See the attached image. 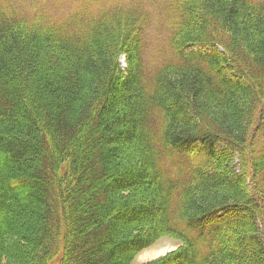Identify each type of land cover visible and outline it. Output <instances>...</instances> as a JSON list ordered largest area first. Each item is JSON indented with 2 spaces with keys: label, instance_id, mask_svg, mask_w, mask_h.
I'll return each mask as SVG.
<instances>
[{
  "label": "trees",
  "instance_id": "trees-1",
  "mask_svg": "<svg viewBox=\"0 0 264 264\" xmlns=\"http://www.w3.org/2000/svg\"><path fill=\"white\" fill-rule=\"evenodd\" d=\"M34 3L0 0V264H264V0Z\"/></svg>",
  "mask_w": 264,
  "mask_h": 264
},
{
  "label": "rangeland",
  "instance_id": "rangeland-1",
  "mask_svg": "<svg viewBox=\"0 0 264 264\" xmlns=\"http://www.w3.org/2000/svg\"><path fill=\"white\" fill-rule=\"evenodd\" d=\"M13 1H16L17 5L21 7L20 9L25 12L32 11V6H34L35 4L34 0H13ZM38 1H41V4L38 6L39 8L44 9L45 7L50 12L52 17L59 19V18L67 17L70 14H73L76 11V9L82 5L88 4L89 6H94L95 4H98L99 1H105L106 3H108V1H111V2L114 1L120 4L126 1L127 2L132 1V0H38ZM141 1H143L144 3L145 10L153 14V17H151V21L152 20L156 21L157 15H159V12L165 11L164 4L167 2V0H141ZM153 34L154 32H151L150 36ZM153 43H155L153 46H148V53L150 56H154L159 46L158 39L153 38ZM193 48L202 49L203 47L196 45ZM205 49H208V48H205ZM119 63L122 69L126 67L124 56L119 58ZM223 76L226 79L231 78V76L227 73L223 74ZM177 155L180 158H183L182 156L183 154L176 153V156ZM26 216H27V211L26 210L21 211L20 217L17 220V222L21 223L22 225H27L28 219ZM0 226L2 228L4 227L2 225ZM180 246L181 244L178 239H175L170 236H162L160 238H157L151 245H149L145 249L140 250L139 252H136L132 256L131 264H141V263H149L152 261H156L159 258L171 252L176 251ZM15 251L17 252L18 250L16 249ZM8 253L12 255L15 252L9 249ZM54 264H57V262H54Z\"/></svg>",
  "mask_w": 264,
  "mask_h": 264
}]
</instances>
